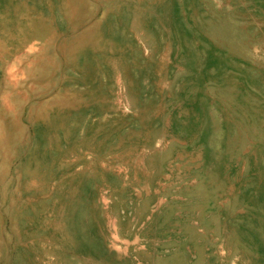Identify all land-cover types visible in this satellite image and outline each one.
<instances>
[{
	"label": "rangeland",
	"instance_id": "rangeland-1",
	"mask_svg": "<svg viewBox=\"0 0 264 264\" xmlns=\"http://www.w3.org/2000/svg\"><path fill=\"white\" fill-rule=\"evenodd\" d=\"M0 264H264V0H0Z\"/></svg>",
	"mask_w": 264,
	"mask_h": 264
}]
</instances>
